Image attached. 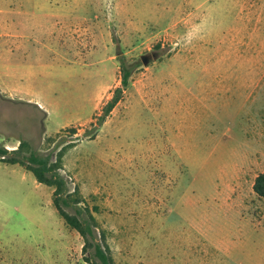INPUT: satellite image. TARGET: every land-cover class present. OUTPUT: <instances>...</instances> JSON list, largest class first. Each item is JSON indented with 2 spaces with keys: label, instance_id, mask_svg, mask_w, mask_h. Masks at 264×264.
I'll use <instances>...</instances> for the list:
<instances>
[{
  "label": "rangeland",
  "instance_id": "obj_1",
  "mask_svg": "<svg viewBox=\"0 0 264 264\" xmlns=\"http://www.w3.org/2000/svg\"><path fill=\"white\" fill-rule=\"evenodd\" d=\"M258 3L0 0V145L75 141L61 174L95 209L113 264H264ZM117 55L140 66L84 139L119 86ZM51 193L0 163V264H88Z\"/></svg>",
  "mask_w": 264,
  "mask_h": 264
},
{
  "label": "trees",
  "instance_id": "obj_2",
  "mask_svg": "<svg viewBox=\"0 0 264 264\" xmlns=\"http://www.w3.org/2000/svg\"><path fill=\"white\" fill-rule=\"evenodd\" d=\"M117 57L119 86L112 91L111 98L107 99L99 111L92 116L81 135L84 139L95 137L106 118L122 100L132 75L140 66L138 62H129L123 56L117 55ZM67 129L72 136L78 131L75 127ZM47 141L53 142L54 146L52 150L46 153L35 150L25 140H20L16 149L10 151L0 145V163L22 167L33 175L38 184L51 189L52 206L63 221L64 226L75 231L82 239L81 252L86 263L113 264L105 233L98 228L94 217L95 209L89 208L85 204L78 187L71 189L68 181L61 174L63 156L74 145L75 141L61 138L59 133L53 138H47ZM252 191L258 199L264 198V172L256 176Z\"/></svg>",
  "mask_w": 264,
  "mask_h": 264
},
{
  "label": "crops",
  "instance_id": "obj_3",
  "mask_svg": "<svg viewBox=\"0 0 264 264\" xmlns=\"http://www.w3.org/2000/svg\"><path fill=\"white\" fill-rule=\"evenodd\" d=\"M259 7H260V11H261V13L263 14V16L261 17V21H262V24H263V26L262 27H264V0H259ZM257 4V5H258ZM254 18V17H253ZM260 39H262L263 41H264V35L263 36H261V38Z\"/></svg>",
  "mask_w": 264,
  "mask_h": 264
},
{
  "label": "water",
  "instance_id": "obj_4",
  "mask_svg": "<svg viewBox=\"0 0 264 264\" xmlns=\"http://www.w3.org/2000/svg\"><path fill=\"white\" fill-rule=\"evenodd\" d=\"M142 60H143L144 63H146L147 58L144 56V57H142Z\"/></svg>",
  "mask_w": 264,
  "mask_h": 264
}]
</instances>
